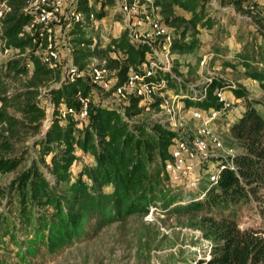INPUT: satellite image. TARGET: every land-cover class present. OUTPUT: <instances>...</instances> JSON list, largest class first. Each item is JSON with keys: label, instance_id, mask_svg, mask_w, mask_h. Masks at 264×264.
<instances>
[{"label": "trees", "instance_id": "1", "mask_svg": "<svg viewBox=\"0 0 264 264\" xmlns=\"http://www.w3.org/2000/svg\"><path fill=\"white\" fill-rule=\"evenodd\" d=\"M6 1L9 10L0 22L1 39L7 46L24 52L32 47L31 39L19 34L31 17L22 11L24 0ZM211 1L153 0L154 6L159 7L162 23L174 34L170 46V55L176 57L171 68L173 73L191 74L189 70L180 71L182 64L178 60L199 49L197 34L200 28H221L220 18L209 11ZM220 2L229 3L228 0ZM234 4L238 12H246L240 2L234 1ZM175 7L188 13L189 18L176 14ZM79 9L90 10L83 5ZM257 10L256 5L249 15L256 21L255 32L264 33L262 18L255 17ZM102 15L97 13L98 17ZM85 28L78 24L74 30V64L84 70L92 58L99 59L101 63L96 66L112 72L116 85L125 80L129 68L139 67L150 52L147 44L129 41L125 31L118 37L109 38L108 44L100 48V44L84 38ZM247 50L238 56V64L247 77L264 89V47ZM215 53H218L216 48ZM8 61L5 70L0 68L1 91L4 90L3 81L9 75L29 74L21 90L0 96V130H4L0 132V173L11 172L24 161L21 154L7 155L16 147L4 134L29 130L38 133L46 117L41 90L49 82L59 85L49 86L46 91L53 108L47 129L34 142L39 158L31 159L30 164L0 191L8 205L16 199L12 211L19 222L18 227L22 232L29 230L32 236L25 240L13 237L14 254H7L10 249L2 247L5 252H0V264H35L38 258L63 252L77 243L75 241L80 242L90 228L92 233L88 238L113 222H122L131 213L145 214L149 205L158 203L171 214L197 219L198 228L212 242V256L201 263L264 264V226L241 229L234 219L236 204H245L252 197L257 199L264 195V116L257 111L255 101L248 99L244 88L233 89L236 98L244 99V110L227 128L244 148L243 153L235 156L236 170H223L219 181L203 198L183 201L180 190L167 188L169 178L163 171L176 135L163 124L140 119L139 98L129 96L122 115L115 104L106 100L108 93L101 94L97 102L91 100L97 89L88 77L65 82L60 70L47 67L32 52ZM28 61L33 63L31 72H28ZM158 74L159 78L167 79L169 89L185 91L184 83L173 81L170 74ZM222 86L219 79H213L203 100L191 102L185 99L184 105L203 110L219 108L214 91ZM79 95L89 99L86 119L79 120L69 113L63 115L62 106L79 110ZM159 101L160 98L153 106L156 107ZM10 106L21 117L9 114L6 109ZM78 153L89 156L92 162L84 163L73 174L72 166L80 160ZM106 188L110 191H104ZM2 224L13 226V221L3 218Z\"/></svg>", "mask_w": 264, "mask_h": 264}, {"label": "rangeland", "instance_id": "2", "mask_svg": "<svg viewBox=\"0 0 264 264\" xmlns=\"http://www.w3.org/2000/svg\"><path fill=\"white\" fill-rule=\"evenodd\" d=\"M228 1V4H222L220 0H212L208 5L210 13H214L220 18L222 26L210 30L199 29L197 34L199 49L191 52L187 60L182 59L183 56L180 58L182 59L183 68L186 64L191 67V74L183 76V79L190 81L191 84L194 83L198 87L207 82H212L213 79H219L224 86L223 88L226 89V96L229 97L233 93L231 88H244L247 91L248 99L255 101L257 111L264 116V89L256 81L247 77L238 64V56H241L247 49L255 47L256 50L261 46L264 47V33L261 31L255 32L256 26L254 24L256 21L254 18L250 20L245 17L238 18L236 14L240 13L242 15L243 12H238L237 5L234 4V1H238L243 8L246 7L247 9V3L257 5L258 10L255 17L262 18V30L264 32V0ZM260 10L263 11L259 13ZM175 12L186 19L189 18V14L179 7H175ZM157 13L158 9L154 10L153 19L160 18ZM103 17L104 19L99 23L98 29L87 26L83 30L84 38L91 39L95 44H100V48H104L108 44L109 38L113 36L115 29H118L117 26L111 24L112 21L118 20L119 15L113 5L108 4ZM223 18L225 21H223ZM215 48L218 55L221 56L216 57L217 59L214 58L217 55ZM208 54L213 55L212 59H206V62L201 64L204 55ZM112 56H115V54H112ZM100 63L99 59L92 58L87 68ZM28 74L20 77H12L11 75L6 77L2 84L4 90H0V96H8L9 93L12 94L21 90ZM106 77L110 79L113 75L109 73ZM95 85L97 92L95 91L91 100L97 102L101 98L100 95L105 92L101 83ZM49 86L56 87L58 83L49 82L41 90L44 98L48 99H46L45 110L52 112L53 106L49 100V94L46 92ZM159 97L161 100L159 105L156 109L152 108ZM159 97L140 100L139 107L142 111L140 119L154 120L155 122L162 120L170 128H177L178 131L182 129L181 133L185 137L191 136L197 123L191 119L189 111L181 103V100H178V102L172 100L173 96L171 94ZM115 100L121 102L122 98L118 97ZM6 111L9 114L21 117L20 113L15 111L12 106L7 107ZM236 112H233L231 116L235 115ZM225 124L226 122L220 124L217 132L214 133L222 143L220 153L229 156L243 153L244 148L230 135ZM46 129L47 127L42 125L38 133L29 130L27 132L16 131L13 135L4 134L15 143L16 147L7 155L11 157L21 154L24 161L11 172L0 173V191L7 187L30 164L31 159L39 158L38 146L34 142L42 137ZM0 132H4V130H0ZM79 159L72 166L73 174L77 173L79 167L84 163L92 162V159L87 155L79 154ZM211 167L214 168L215 163ZM207 183L208 178L205 175L198 189L203 190ZM167 188L177 191L172 188L170 183L167 184ZM104 191L109 192L110 188H106ZM181 192L183 201H187V197L197 196L196 189ZM183 201L181 202L183 203ZM15 205L16 199L13 200L12 205H8L5 196L0 194V252L2 253L5 252L1 249L2 247L10 249L6 252L7 254L15 250L12 244L13 237L23 240L32 238L29 235V230L24 229L25 232H22L21 228L18 227L19 222L12 211V207ZM148 207L145 214L131 213L122 222H113L98 231L96 235L88 238L92 233V228H90L87 235L81 238L80 242L75 241L77 243L64 249L63 252L38 258L35 264H203L201 263L202 260L207 261L210 259L212 256L210 255L212 242L210 239H206L203 232L198 228L196 218L193 219L183 214H171L163 209L159 203ZM234 211H236L234 219L241 229L264 226V195L257 199L252 197L245 204H236ZM3 218L13 221V226L3 225ZM24 250L25 248H22V251Z\"/></svg>", "mask_w": 264, "mask_h": 264}, {"label": "built area", "instance_id": "3", "mask_svg": "<svg viewBox=\"0 0 264 264\" xmlns=\"http://www.w3.org/2000/svg\"><path fill=\"white\" fill-rule=\"evenodd\" d=\"M84 1L81 3V0H24L22 11L31 18L24 25L19 36L28 35L32 47L21 52L18 48L7 46L1 39L0 28V68L5 70L8 60L24 57L28 52H32L47 67L60 70V76L65 82L71 83L78 77H88L90 83H101L104 92L108 93L106 100L115 104L122 115L129 96L141 100L156 99L159 96L171 94L173 96L172 100L177 102L181 100L183 105L185 99L195 102L205 98L209 82L198 87L194 83L191 84L190 81L185 82L182 75L171 71L176 59V57L170 55V46L174 34L162 23L159 7L154 6L153 0ZM108 4L113 5L119 15L118 20L112 21L111 25L117 26L120 33L125 31L129 41L137 45L142 43L150 46V52L145 56V61L136 69L129 68L125 80L118 85L115 84L114 76L110 79L106 77L109 73H112L109 70L96 65L80 70L72 59L74 50L72 39L76 35L74 32L76 25L82 24L86 27L92 26L98 29L99 23L104 19L103 16ZM81 5L90 10L79 9ZM246 5H248V9L243 8L246 12H243L242 15L240 13L236 15L238 18L245 17L250 20L249 14L255 9V5L248 3ZM156 9H158L157 14L160 18L153 19L152 15ZM8 10L7 1H0V22L6 16ZM97 13L103 15L98 17ZM113 37L116 36L113 35ZM212 57V54L204 55L201 64H204L206 59L211 60ZM181 62L182 59H179L178 63L182 64ZM32 67V61H28V72H31ZM158 72L168 73L173 81L184 83L185 91L176 92L169 89L167 79L165 77L159 78ZM223 87L216 88L214 91L220 105L219 108L211 107L208 110H203L195 106L186 107L184 105L189 111L191 119L197 123L191 136L185 137L181 133L182 129L178 131L177 128L166 126L162 120L157 121L158 124H163L176 135L169 147V158L164 161L163 171L167 174L169 183L175 190H197V196L187 197L188 200L203 198L211 186L219 181L223 170H227V168L233 171L236 170V155L229 156L220 153L222 143L214 133L217 132L220 124L226 122L225 127L228 128L239 118L244 110L241 105L244 99L236 98L233 93L230 94V97L226 96V89ZM231 89L233 91L235 88ZM118 97L122 98L121 102L115 100ZM41 99L45 110V103L48 99L44 97H41ZM44 99L47 100L44 102ZM49 100L51 102V99ZM78 101L79 110L62 106L60 108L62 114L69 113L79 120L86 119L89 99L79 95ZM156 107L152 106L154 109ZM235 111H237L235 115L231 116ZM50 113L46 111V117L43 119L42 125H45V127H48ZM214 163L215 167L213 168L211 166ZM205 175L208 178L207 186L203 190H199V185Z\"/></svg>", "mask_w": 264, "mask_h": 264}, {"label": "crops", "instance_id": "4", "mask_svg": "<svg viewBox=\"0 0 264 264\" xmlns=\"http://www.w3.org/2000/svg\"><path fill=\"white\" fill-rule=\"evenodd\" d=\"M223 21H225L224 20V18H223ZM208 30H210V29H208ZM121 33L119 32V30L118 29H115V33H113V35H115L116 37H118L119 35H120ZM111 37V36H110ZM113 37V36H112ZM113 38H115V37H113ZM232 38H234L233 36H232ZM238 51V50H237ZM211 53V52H210ZM234 53H236L235 51H234ZM189 55L190 54H187V55H183V57H182V59H185V60H187L188 58H189ZM232 56V55H231ZM218 57H221V56H219L218 55V53H217V55L214 57L215 59H217ZM222 62H224L223 60H222ZM181 65V64H180ZM183 68V65H182V67H181V69ZM190 69H191V67H190V65L189 64H186L185 66H184V68L182 69V72H186L187 70H189V72H190ZM185 76L187 75V74H184ZM242 107H243V103H242Z\"/></svg>", "mask_w": 264, "mask_h": 264}]
</instances>
